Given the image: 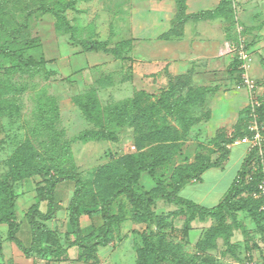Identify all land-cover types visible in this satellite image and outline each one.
Masks as SVG:
<instances>
[{"label":"rangeland","instance_id":"1","mask_svg":"<svg viewBox=\"0 0 264 264\" xmlns=\"http://www.w3.org/2000/svg\"><path fill=\"white\" fill-rule=\"evenodd\" d=\"M145 1L148 0H0V50L6 48L21 53L32 61L22 63L9 53L0 54V214L4 211L1 206L4 190H11L17 219L21 221L22 209H27L32 202L31 194L37 197L38 184L43 183L41 173L13 178V160L17 157L44 168L41 170L51 177L67 173L79 175L91 192L92 201L100 203L122 181L134 178L142 165L150 166L151 170L146 168L139 172V185L143 184L148 190L154 187L157 184L151 177L154 174L171 189L170 185L178 174L189 173L196 161L217 162L225 155L224 149L232 144L229 140L236 137L241 140L249 136L247 133L263 131L257 109L264 101V83L252 74V56L248 53L254 89L250 92L245 87L247 104L239 108L236 120L227 117L230 113L216 114L214 108L223 109L225 104V96L216 93L226 95L228 89L203 86L197 82V64L187 71H176L167 66V58L163 62L164 68L158 69L159 56H173L172 41L161 44L162 53L158 52L156 42H138L134 23L136 5ZM238 2L221 0L223 15L233 20L234 41L230 40L231 35L225 39L219 54L226 55L224 53L231 42L237 44L241 41L242 25L236 19L240 10L236 7ZM149 8L143 6L141 10L145 12ZM175 17L173 32L160 39L182 36L185 24L179 25ZM54 23L63 41L96 43L100 48L117 47L125 59L65 74L62 65L44 57L40 44L41 35L45 37L44 34L50 31L51 38L56 36ZM32 41V45L27 44ZM263 62L261 56L259 67ZM236 64L234 68L240 70L236 74V87H244L240 64ZM132 101L135 106L127 107ZM153 104L157 106L152 115L158 127L144 122L138 125L133 120L135 113H143ZM214 114L221 116L219 123ZM256 170L241 183L245 189L232 199L235 207L233 204L231 209L234 211V208L239 209L238 206L250 202L252 215L249 209L246 211L257 221L258 228H264V213H259L261 199L258 197V184L264 176H252ZM196 186L199 185L185 186L183 195L194 196L188 188ZM23 201H27L26 204ZM164 203L159 198L157 205L153 206L159 215L166 213L170 206L173 207L168 208V212L180 210L179 203ZM121 205L125 215L129 216L128 204ZM229 215L227 222L234 225V219ZM65 224L67 221L63 223L61 220L60 228ZM180 224L177 223L176 227L180 228ZM159 228L175 227L163 224ZM7 234V223H1L3 253L0 264H49L47 262L54 261L51 257L23 254L7 239ZM179 237L171 238L170 243L174 246L183 244L177 241ZM65 238L64 247L70 243L69 237ZM167 242L163 236V246ZM175 252L182 253L179 249ZM188 252L196 255L194 250Z\"/></svg>","mask_w":264,"mask_h":264},{"label":"crops","instance_id":"2","mask_svg":"<svg viewBox=\"0 0 264 264\" xmlns=\"http://www.w3.org/2000/svg\"><path fill=\"white\" fill-rule=\"evenodd\" d=\"M238 1L240 4L238 2L235 6L239 7L240 10L237 11L236 19L242 25L244 31V34L242 30L240 33L241 41L246 42L247 52L254 60L252 62L253 76L264 83V62L259 67L260 57L264 58V0ZM220 3L221 0H186L187 14H198L204 10H213L214 14L209 15L207 18L188 20L185 23L182 36L172 35L169 39H160L161 36L168 34L172 29V20L177 13L175 0L139 2L136 5L138 10L135 11L134 18L135 31L136 38L140 40L138 42H148L149 44L150 42H156L159 53H162L161 44L163 42H173L171 47L174 51L173 56H159L160 65L158 69L164 68L163 62L167 58L169 59L167 66L176 71H187L191 66L197 64L196 72L201 73V75H198L195 72L197 82L202 83L203 86L228 89L226 95L216 93V95L219 94L223 98L225 96V104L223 109L217 106L214 111L216 114L218 112L230 113L227 117L236 120L239 116L237 112L239 108L247 104L248 91L245 87H239V85L236 87L238 82L236 74L240 72L238 68H234V63L237 62L236 55L219 54V49L225 39H228L231 35L233 37L229 38L234 41L233 20L223 15V8L218 9ZM143 6L146 8L153 6V8L143 12L141 10ZM248 17L251 18L247 19ZM49 32L44 34L45 37L41 35L44 57L47 60L54 59L55 64L62 65V71H65L67 75L89 66L118 61L112 54L103 51H83L82 46L79 48L80 44H73L69 39L63 41L55 23L54 33L56 36L51 38L53 34ZM216 114H214V119L218 120L219 123L222 118ZM223 118H226L225 115ZM261 128L264 130V120H262ZM228 146V156L221 165L208 168L201 174L200 179L188 182L183 186L184 188L191 184L199 185L188 188V191L194 196L185 197L182 188L180 194L184 198L208 207L220 203L233 184L238 181L243 164L250 154L248 144L240 140H236V143L234 142ZM250 169L253 172L255 169L264 171V149L257 151L256 160L251 161ZM248 175L247 177H249ZM205 180L209 182H205ZM35 195L31 194L32 202L27 203V209H22L21 220L28 208L38 202L39 199ZM20 201L21 198L18 203ZM26 202L23 201L25 204ZM62 204H67V201ZM165 205L169 204L166 203ZM171 207L173 206L167 207V211ZM236 218L237 222L234 223V228H230L228 240L226 236L229 233L225 231L224 234L218 235L213 241V246L206 250H198L197 244L205 238L206 232L213 224L211 218L201 220L197 217L191 222L192 228L184 233L183 227L186 216L179 215L175 219H170L173 223L172 227L175 228H166L165 232L170 240L180 236L177 241L184 244L186 253L193 250L194 253L196 252L199 264H264V228H258L257 221L253 219L248 211L238 210ZM61 220L63 223L67 221L64 228H60ZM68 223L69 217L65 210L50 221L52 227H57L62 245L65 246V241H67L65 237L67 236L70 243L65 247L67 249L66 259L47 262L49 264H137V250L144 246L143 234L149 230L143 222L136 223L131 219H126L118 227L113 228L107 243L98 245L94 256L86 259L80 257L81 247L72 244L76 238L72 234V228L69 227ZM177 223H182L179 226L180 228L176 227ZM247 223L249 227H247ZM154 227L156 226L154 225ZM149 231L157 233L158 228H150Z\"/></svg>","mask_w":264,"mask_h":264},{"label":"trees","instance_id":"3","mask_svg":"<svg viewBox=\"0 0 264 264\" xmlns=\"http://www.w3.org/2000/svg\"><path fill=\"white\" fill-rule=\"evenodd\" d=\"M177 5V13L175 19L177 23L183 26L190 19H199L205 16L214 14L213 10H204L198 14H187L186 0H175ZM221 6L218 7L220 9ZM50 12V11H48ZM212 13V14H211ZM172 28L169 33L173 32ZM178 32V31H177ZM175 34V33H174ZM180 34V33H179ZM33 44L27 42V44ZM41 44V38H40ZM83 51H103L112 54L116 60H124L125 56L117 47L109 48L104 46L100 48L96 43L80 42ZM9 53L22 63H31L30 59L24 57L23 54L15 51H8L3 48L0 54ZM238 65L240 61L237 60ZM135 106V101L127 105ZM157 108L155 104L143 110V113L134 115L133 120L137 121L140 125L141 122L145 124H154L153 111ZM258 113L262 120H264V101L258 107ZM130 113H128L129 115ZM264 135V130L261 132ZM254 132L247 133L252 136ZM237 138V137H236ZM236 138L229 140L233 143ZM228 143V140L225 141ZM225 147V146H222ZM264 148V147H263ZM225 155L222 156L217 162L196 161L194 168L189 170V173H180L175 178V182L170 185L171 189L166 188L165 184L160 181L154 174L151 177L157 182L151 189H145L143 184L139 185V172L142 170L150 169V166L142 165L137 169V175L130 181H122L118 188L107 196L103 201L97 203L93 202L91 192L86 188L85 181L77 174L67 173L61 174L57 177H51L48 172H44L37 166L31 165L27 159L15 158L13 161L14 167L12 168V176L17 179L24 177L27 174L41 173L42 182L37 187V203L31 205L25 212L24 218L20 221L17 219L16 209L14 208L15 197L11 190H4L5 197L2 202L4 211L0 214V224L7 223L8 234L7 239L14 243L23 254L27 256H43L44 258H52L54 260L66 259L67 249L62 245L57 227H52L50 221L55 219L57 215L65 210L69 217V227L72 228V234L75 236V241L72 244L79 245L82 249V258H92L98 245L107 243L109 235L112 233L113 228H116L125 221L127 218L133 222L146 224V228H158V232H150L149 230L143 234L144 246L137 250V264H199L198 256L190 255L184 250V244L170 243L168 235L165 232L166 228L162 227L163 224L173 225L170 219H174L179 215H185L186 221L184 224L183 232L187 233L191 227V222L197 217L201 220L207 218L213 219V224L206 232L205 238L200 240L197 244L198 250H206L213 246V241L218 235L224 234L227 231L226 239L230 235V228L234 226L227 222L229 216L237 222L236 212L238 210H248L251 215L252 212L249 208L250 202L243 203L238 206L239 209H231L233 203L232 199L236 197L241 190L245 177L252 170L250 169L251 161L256 160L257 151L259 148H254L246 158L243 169L240 172V179L233 184L228 193L220 201L219 204L208 207L203 206L195 201L184 198L180 192L183 186L188 183V179L198 180L201 174L210 167L219 166L227 158L229 148L224 149ZM255 156V157H254ZM200 159V158H198ZM29 164V165H28ZM250 174V173H249ZM261 178L264 172L256 170L252 176ZM49 176V177H48ZM263 178V177H262ZM261 178V179H262ZM242 183V184H241ZM162 199L167 204L179 203L181 207L178 212H166L159 215L153 206L157 205V200ZM67 201V204H62ZM127 203L129 209V216L125 215V211L121 203ZM120 203V204H119ZM262 201L260 200V207ZM263 211L260 210L259 213ZM264 213V212H263ZM176 214V215H174ZM264 217V215H263ZM90 219V222H89ZM89 222V223H88ZM166 222V223H165ZM172 223V224H171ZM150 227V228H149ZM166 236L167 244L163 246L162 237ZM166 242L165 238L163 240ZM179 249L182 253H176L175 250ZM3 253V240L0 237V255Z\"/></svg>","mask_w":264,"mask_h":264},{"label":"built area","instance_id":"4","mask_svg":"<svg viewBox=\"0 0 264 264\" xmlns=\"http://www.w3.org/2000/svg\"><path fill=\"white\" fill-rule=\"evenodd\" d=\"M224 54L236 55L237 59L240 61L242 84L244 87H248L250 92H252L254 89V85L252 84L251 76L249 74L250 56L247 52L245 43L243 41H240L237 44L235 42H231L227 46V50ZM257 103L259 104V102ZM240 141L248 144L249 152H251L254 148H259V150L264 149V135H262L259 131H255L252 136L243 137ZM234 142L236 143V141ZM239 179L240 177L238 178V181ZM258 197L262 200L260 210L264 212V177L258 184Z\"/></svg>","mask_w":264,"mask_h":264}]
</instances>
